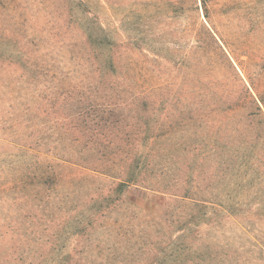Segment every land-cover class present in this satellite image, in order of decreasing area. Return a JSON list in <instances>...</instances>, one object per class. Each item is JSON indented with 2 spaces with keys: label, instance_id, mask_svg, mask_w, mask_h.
Returning <instances> with one entry per match:
<instances>
[{
  "label": "rangeland",
  "instance_id": "374dc122",
  "mask_svg": "<svg viewBox=\"0 0 264 264\" xmlns=\"http://www.w3.org/2000/svg\"><path fill=\"white\" fill-rule=\"evenodd\" d=\"M75 2L79 39L92 27L94 36L113 43L116 69L124 70L129 58L137 62L141 57L164 58L157 64L160 82L171 77V84L177 79L175 88L162 86L165 98L178 96L170 94L181 84L182 71L176 61L190 57L195 40H208L207 30L237 60L250 58L251 72L264 71V0ZM30 14L27 10L18 25L0 13V260L16 255V249L36 246L32 264H53L56 250L60 251L56 264L99 262L97 251H90L95 238L88 239L92 229L82 230L77 223L87 217L81 226L92 219V227L97 224L94 230L102 224L99 214L105 209L90 216L129 169L124 164V140L134 132L144 154L136 158V183L115 198L120 200L117 204L121 202L118 208L128 206L136 218L130 219L126 212L120 216L123 212L119 211L108 221L123 226L117 233L128 230L133 243V235L144 231L146 220L161 222L167 210L173 224L169 233L157 237L154 261L142 257L138 264H263L264 134L250 129V133L226 130L220 136H193L189 123L177 114L181 106L173 99L161 106L162 115L155 122L121 115L108 118L102 111L109 103L98 98L103 92L97 90L77 106L66 99V92L53 78H57L59 62L53 70L48 67L44 50L48 26L43 20L29 21ZM26 39L25 54L19 57L16 42L27 43ZM187 90L182 86V96ZM76 111L82 112L79 119ZM103 115V121L109 120L104 127ZM71 118L78 128L73 137L83 138L74 145L66 136V122ZM147 128L159 136L145 154L141 141ZM90 138L99 141L88 149ZM190 141H196L198 148L190 146ZM159 184L170 187L175 196L157 192ZM117 239L112 236L104 242L102 238V250L108 253ZM118 251L108 256L106 264L121 260L135 264Z\"/></svg>",
  "mask_w": 264,
  "mask_h": 264
},
{
  "label": "trees",
  "instance_id": "16d2710c",
  "mask_svg": "<svg viewBox=\"0 0 264 264\" xmlns=\"http://www.w3.org/2000/svg\"><path fill=\"white\" fill-rule=\"evenodd\" d=\"M75 1L0 0V13L2 15L6 14V18L12 24L21 25V17L28 10L31 11L29 21L43 20L44 24L48 26L46 38H44V50L49 63L48 67L53 70L55 63L59 62L60 70L56 74L57 78H53L60 83V87L66 92L65 96L68 101L74 100L78 106L82 101L90 98L89 92L97 90L103 92V96L98 98L103 97L102 99L109 103V107L102 111L108 118L121 115L130 119L133 118L132 120L135 121L146 122L149 120L155 122L162 115L159 113L161 106L173 99L174 103H179L178 105L181 106L182 111L177 114L181 116L182 121L189 123L188 126L192 129L193 136H204L206 134L220 136L226 130L232 133L241 131L250 133V129L251 132L264 134V71L251 72L252 60L250 58L247 57L245 61L237 60L224 48L225 43L222 44L207 30L209 39L206 41L195 40L196 46L192 48L193 51L190 57L188 59L180 58L176 61L178 70L182 71L181 76H179L181 84L176 92L170 91V94L174 96L177 93L178 96L176 98H165V95L161 93L162 86L164 88L172 86V88H175L177 79H174V83L171 84V77L164 80V85V81L160 82L161 72L157 68V64L161 63L164 58L141 57L140 62L129 58L125 60L124 70L123 68L116 69L112 53L113 43L96 37L98 35L94 36L92 27L87 29L82 40L79 39ZM24 41L27 43L16 42L19 57L25 54L23 49L27 48L25 45L28 44V40ZM38 47H41L40 43H38ZM166 60L168 61V59ZM235 64L239 66L245 75L249 86L240 76ZM145 82H148L147 86H145ZM182 86L188 88L187 92L184 93L186 96L181 94ZM108 92L115 100L110 98ZM94 98H97V96H94ZM112 104L115 106H112ZM240 111H244V113L239 117ZM81 116L82 112L76 111L75 117L79 119ZM104 118L103 115L101 121ZM108 118L103 121L102 127L109 123ZM71 120V122H66V126H68L66 136L69 137L67 138L68 142H72V145H74L83 138L76 139L73 137L72 132L77 131L78 128L75 124L72 125L73 119L71 118ZM116 122L119 121L115 120L114 123ZM100 123L96 124L98 130L102 128H99ZM247 126L251 128H247ZM86 130H89V128ZM117 131L119 133V130ZM148 132H150L149 135ZM155 132L156 130L152 128L145 130L147 136L141 141L145 147V154L149 153L156 145L159 135H155ZM90 135L93 136V134ZM99 136H102L100 137L102 139L106 137L104 134H99ZM118 140L120 141L121 138H118ZM97 141H99V138L88 139V149ZM124 141L126 145L124 164L125 166L127 164L129 169L127 167V170L123 171L122 178L119 179V184L115 187V190L110 189L109 192H106L102 202L96 206V209L94 207L95 213L90 216L92 218L97 212L105 209L104 212L99 214L103 219L100 227H97L100 233L94 234L97 230L93 229L97 224L92 227L94 219H92V222L88 221L84 227L81 226L84 222L82 219L87 217H82L79 224L77 223V228L86 230L85 228L88 226L89 231L92 229L88 239L93 240V236L95 238L93 248L89 250L91 252L97 251L101 256L104 255V258L98 255L100 261L95 264H106L108 256L114 252H119L118 250H121L120 256L129 258L130 262L135 264H138L142 257L145 260L155 259L157 257L155 253L157 237L169 233L173 226L171 212L167 210V218H164L161 222L146 220L144 231L140 230L139 234L133 235L136 239L133 243L128 238V230H124L125 234L117 233L116 230H121L123 226L109 223V216L118 214L119 211L123 212L120 216H125L126 212L130 213V219L136 218V214L132 213L128 206L118 208L121 202L117 204L120 200L115 196L119 197L131 184L136 183L139 170L136 158L138 156L142 159L144 154L140 150L142 145L135 140L134 132ZM189 143L190 146L192 144L194 148H198L196 141H190ZM111 161L113 162L114 159ZM106 162L109 163L110 160H106ZM100 171L108 173L104 169ZM157 187H159L156 190L157 192L167 194L170 197L175 196V194L170 193V187H161L160 184ZM101 204L104 206H100ZM112 236L118 238L117 243L110 244L108 253H106L102 250L105 247H101L102 238L104 242H110ZM33 239L34 242L38 240V238ZM170 246L171 242L169 240L167 248L169 249ZM35 252L36 246L21 251L16 249V255L9 254L5 256L0 260V264H32ZM59 252V250H56L53 264L58 261ZM120 264H124V260H121Z\"/></svg>",
  "mask_w": 264,
  "mask_h": 264
},
{
  "label": "built area",
  "instance_id": "2783aa9c",
  "mask_svg": "<svg viewBox=\"0 0 264 264\" xmlns=\"http://www.w3.org/2000/svg\"><path fill=\"white\" fill-rule=\"evenodd\" d=\"M198 3H200V0H197ZM261 254H262V261L264 264V232L261 237Z\"/></svg>",
  "mask_w": 264,
  "mask_h": 264
}]
</instances>
